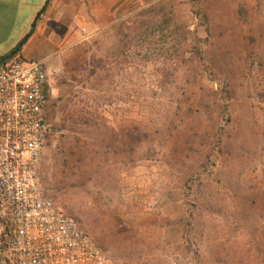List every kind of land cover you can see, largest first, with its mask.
Wrapping results in <instances>:
<instances>
[{"label":"rangeland","instance_id":"374dc122","mask_svg":"<svg viewBox=\"0 0 264 264\" xmlns=\"http://www.w3.org/2000/svg\"><path fill=\"white\" fill-rule=\"evenodd\" d=\"M77 11L79 34L45 62L46 112L70 89L73 118L95 128L53 135L55 106L45 194L104 264H264V0H84ZM59 134L74 152L66 166Z\"/></svg>","mask_w":264,"mask_h":264},{"label":"built area","instance_id":"2783aa9c","mask_svg":"<svg viewBox=\"0 0 264 264\" xmlns=\"http://www.w3.org/2000/svg\"><path fill=\"white\" fill-rule=\"evenodd\" d=\"M47 91L43 60L0 59V264H104L101 248L43 189Z\"/></svg>","mask_w":264,"mask_h":264},{"label":"crops","instance_id":"0c3cea01","mask_svg":"<svg viewBox=\"0 0 264 264\" xmlns=\"http://www.w3.org/2000/svg\"><path fill=\"white\" fill-rule=\"evenodd\" d=\"M83 2L84 0H0V57L12 50L32 29L31 35L16 55L46 62L57 51L67 34H79L76 31L80 14H77V7L81 8Z\"/></svg>","mask_w":264,"mask_h":264},{"label":"trees","instance_id":"16d2710c","mask_svg":"<svg viewBox=\"0 0 264 264\" xmlns=\"http://www.w3.org/2000/svg\"><path fill=\"white\" fill-rule=\"evenodd\" d=\"M33 26H34V24H33ZM31 32H32V29L29 30L23 36V38L17 43V45L12 50H10L4 56L0 57V59H3V58H6V57H9V56L16 54L21 49L23 44L26 42L28 37L31 35ZM65 93L69 96L71 94V90L68 89V90H66ZM68 96L65 97L64 95H62L61 97L58 98L57 101H53L51 104V112L48 113V112H46V107H47L48 99H49V92L47 91L46 102L44 105L45 123L48 125V121H47L48 118H49V120L50 119L53 120L55 118V106H57L59 111L61 112V117H60L58 123H53V125L51 126V130H52L53 135L57 134L58 132H60L64 129L67 131H74V133H76V134H80V132L84 133V134L90 133L89 130L91 129L92 125L95 128V123L93 124L94 120H92L91 117L83 116L84 114H81L82 116H79L78 118H73L74 115L72 114L71 110L74 109L75 106L72 104V101H70V98ZM47 130H48V128H47ZM59 136H60V138H62L61 139V145L59 148L60 153L62 154L61 162H62V165L66 166L67 165V158H68V151L71 154H74V152L72 150L73 148L65 145V139L67 138V135L66 134H59ZM129 136H130L131 140H133V141L139 139L138 133L133 131V130L130 131ZM145 136H147V135H145ZM77 141L80 142L79 147L84 148V147L89 146V142L81 144L82 140L79 136L77 137Z\"/></svg>","mask_w":264,"mask_h":264}]
</instances>
